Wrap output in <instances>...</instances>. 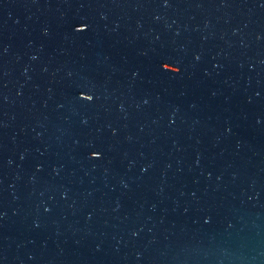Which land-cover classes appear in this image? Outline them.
<instances>
[{
    "label": "water",
    "instance_id": "95a60500",
    "mask_svg": "<svg viewBox=\"0 0 264 264\" xmlns=\"http://www.w3.org/2000/svg\"><path fill=\"white\" fill-rule=\"evenodd\" d=\"M0 264H264V0H0Z\"/></svg>",
    "mask_w": 264,
    "mask_h": 264
}]
</instances>
